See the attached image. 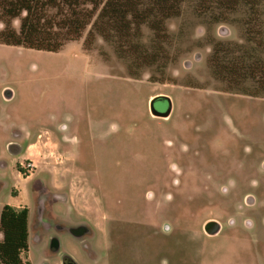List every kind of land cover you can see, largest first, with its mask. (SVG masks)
<instances>
[{"label": "rangeland", "instance_id": "rangeland-1", "mask_svg": "<svg viewBox=\"0 0 264 264\" xmlns=\"http://www.w3.org/2000/svg\"><path fill=\"white\" fill-rule=\"evenodd\" d=\"M185 11L168 22L187 32L167 70L176 84L126 76L101 39L84 49L87 32L57 52L0 43V216L28 205L32 264H264V98L221 90L211 47H196L207 27ZM211 32L242 41L234 25ZM161 90L175 99L168 120L148 103ZM26 125L71 140L58 152L44 134L11 153Z\"/></svg>", "mask_w": 264, "mask_h": 264}, {"label": "trees", "instance_id": "trees-1", "mask_svg": "<svg viewBox=\"0 0 264 264\" xmlns=\"http://www.w3.org/2000/svg\"><path fill=\"white\" fill-rule=\"evenodd\" d=\"M187 4L207 27L196 47H211L207 67L221 90L264 98V0H0V43L57 52L87 32L84 49L97 48L101 39L124 64L126 76L140 79L150 71V81L176 84L167 70L184 54L178 43L187 32L183 22L172 33L168 22L184 17ZM218 24L238 27L242 41L218 39L210 33ZM99 52L111 60L103 48ZM183 84L200 87L192 80ZM29 213L28 207L3 206L0 264H32L24 257Z\"/></svg>", "mask_w": 264, "mask_h": 264}, {"label": "crops", "instance_id": "crops-1", "mask_svg": "<svg viewBox=\"0 0 264 264\" xmlns=\"http://www.w3.org/2000/svg\"><path fill=\"white\" fill-rule=\"evenodd\" d=\"M164 85H166V84H164ZM157 98H161V99H158L156 101V107H158L157 106L158 101H161V103L162 102L166 103V106L167 107L165 109L162 108V110H161L163 113H165L169 109V107L171 108V111H173L175 109V99L172 96V94L169 93L168 91L161 90V91L152 92L149 95V98H148L149 105H150V103H151L152 100H156ZM158 108L161 109V107H158ZM152 116L163 117L166 120H168V118H169V116H158V115H155L153 113H152ZM32 124H33V122H32ZM34 126H36V124ZM13 127H15V126H13ZM59 128L60 129L61 128L63 129V127H61V126H59ZM30 129L32 131H35V128L33 127V125H31V128ZM36 129H37V131H35V132H37L39 135H42V136L38 138V141L35 143V145H37L39 142L45 140V139H43V137H45L44 134H49L48 135V137H49L48 138L49 143H53L54 147L56 146L55 151H58L59 152V148H61V146H60L61 145L60 144L61 139H63V140H71V137H67V136L60 138L58 135H56V133L54 132V130L46 129L44 127H40V125H37ZM11 142H17V141H9V142H7V144H10ZM12 206L20 209V208L27 207L28 205H26V203H23L22 205L21 204H18V203H13ZM29 224H30V219H29Z\"/></svg>", "mask_w": 264, "mask_h": 264}, {"label": "flooded vegetation", "instance_id": "flooded-vegetation-1", "mask_svg": "<svg viewBox=\"0 0 264 264\" xmlns=\"http://www.w3.org/2000/svg\"><path fill=\"white\" fill-rule=\"evenodd\" d=\"M26 126H27L26 129L25 127L23 128H21L20 126L16 127L15 133H16V136H18L20 139L17 142H11L10 144H7L9 145L8 148L11 153H18V154L21 153L24 147H27V144L30 140H33V142L36 143L38 141V138L42 136V135H39L38 133H35V131H32L30 129L31 128L30 125H26ZM47 138L49 137L47 136ZM25 168L26 167L24 166V162L21 160H17L15 164L16 171H18L19 174H21L22 171L25 170ZM65 263L75 264V262L71 258L66 259Z\"/></svg>", "mask_w": 264, "mask_h": 264}, {"label": "water", "instance_id": "water-1", "mask_svg": "<svg viewBox=\"0 0 264 264\" xmlns=\"http://www.w3.org/2000/svg\"><path fill=\"white\" fill-rule=\"evenodd\" d=\"M158 99H161V98H157L156 100L152 101V113L158 116H167L170 113L171 108L169 107V109L165 113H163L158 107H156V101Z\"/></svg>", "mask_w": 264, "mask_h": 264}, {"label": "clouds", "instance_id": "clouds-1", "mask_svg": "<svg viewBox=\"0 0 264 264\" xmlns=\"http://www.w3.org/2000/svg\"><path fill=\"white\" fill-rule=\"evenodd\" d=\"M112 127H113V130H116V125H113Z\"/></svg>", "mask_w": 264, "mask_h": 264}]
</instances>
